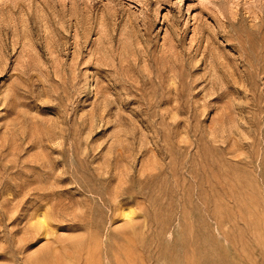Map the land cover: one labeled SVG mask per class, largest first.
<instances>
[{"label":"rangeland","instance_id":"obj_1","mask_svg":"<svg viewBox=\"0 0 264 264\" xmlns=\"http://www.w3.org/2000/svg\"><path fill=\"white\" fill-rule=\"evenodd\" d=\"M0 264H264V0H0Z\"/></svg>","mask_w":264,"mask_h":264}]
</instances>
